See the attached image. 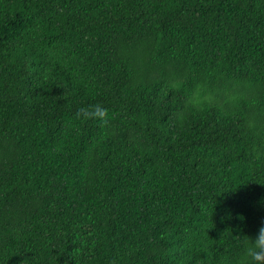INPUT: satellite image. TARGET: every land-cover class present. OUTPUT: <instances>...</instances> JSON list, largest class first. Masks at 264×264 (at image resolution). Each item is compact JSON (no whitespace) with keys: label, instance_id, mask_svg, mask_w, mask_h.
<instances>
[{"label":"trees","instance_id":"1","mask_svg":"<svg viewBox=\"0 0 264 264\" xmlns=\"http://www.w3.org/2000/svg\"><path fill=\"white\" fill-rule=\"evenodd\" d=\"M262 216L264 0H0V264H236Z\"/></svg>","mask_w":264,"mask_h":264},{"label":"clouds","instance_id":"2","mask_svg":"<svg viewBox=\"0 0 264 264\" xmlns=\"http://www.w3.org/2000/svg\"><path fill=\"white\" fill-rule=\"evenodd\" d=\"M80 118H94L106 122L107 109L100 104L81 106L77 111ZM264 256V216L256 225L253 235L244 238L242 251L236 264H258L259 257Z\"/></svg>","mask_w":264,"mask_h":264}]
</instances>
